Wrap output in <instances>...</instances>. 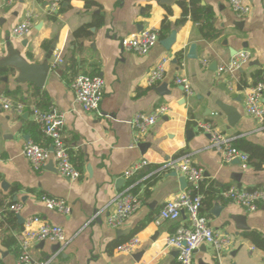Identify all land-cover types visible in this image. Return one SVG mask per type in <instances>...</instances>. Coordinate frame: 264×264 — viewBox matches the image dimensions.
Returning <instances> with one entry per match:
<instances>
[{
    "label": "crops",
    "instance_id": "crops-1",
    "mask_svg": "<svg viewBox=\"0 0 264 264\" xmlns=\"http://www.w3.org/2000/svg\"><path fill=\"white\" fill-rule=\"evenodd\" d=\"M189 1L0 0V63L8 57V48L30 63H41L55 42L47 59L50 70L41 87L18 80L17 69L0 65V93L11 104L4 108L0 103V205L20 204L19 214L25 222L31 219L29 228L50 223L64 231L61 242L41 240L32 244L29 252L35 264H179L177 250L166 247L164 239L186 224L185 215L169 221L160 219L158 212L181 189L177 177L169 172L156 175L153 170L184 157L203 169V188L214 190L211 202L205 200L202 213L214 231L231 239L220 254L210 245H200L193 252L194 264H264V249L247 236L256 231L264 237V206L246 212L219 197L220 191L230 185L264 187V168L242 167L235 159L226 162L211 146L209 136L196 126L206 121L227 135L232 144L246 140L264 148V129L243 108L246 89L264 83V0H243L250 10L241 17L232 12L226 0H194L198 9L210 11L208 20L217 33L212 39L204 37L200 22L191 18ZM26 17L32 20L29 32L12 35L11 28ZM163 21L168 25L164 37L175 31L168 50L159 41L145 55L122 48V37L147 28L159 31ZM83 25L88 26L89 34L74 38L73 32ZM192 43L195 58L187 57ZM241 49L249 51V58L233 78L228 73L217 76V65ZM57 54L60 62H55ZM163 57L168 61L162 80L148 86L150 69ZM77 74L103 78L98 111L85 112L75 102L70 82ZM177 77L188 79L191 94L175 84ZM162 83L165 90H157ZM261 101L264 105V91ZM17 104L23 108L18 110ZM159 105H167L169 111L133 144L131 119ZM222 105L239 115L231 126ZM33 107L65 112L62 136L73 164L81 171L78 179L61 175L52 158L42 171L31 168L22 153L25 142L50 148L32 118ZM188 128L193 134L187 138ZM143 158L148 165L131 178L122 176ZM129 183H134L141 204L119 228L110 227L106 216L112 209V199ZM41 195L63 199L70 212L47 208ZM14 196L16 201L12 200ZM216 205L220 209L213 213ZM25 222L19 223L16 218L12 227L4 218L0 220L2 264H16L17 238ZM132 236L140 240L132 253L116 250L119 243Z\"/></svg>",
    "mask_w": 264,
    "mask_h": 264
},
{
    "label": "built area",
    "instance_id": "built-area-1",
    "mask_svg": "<svg viewBox=\"0 0 264 264\" xmlns=\"http://www.w3.org/2000/svg\"><path fill=\"white\" fill-rule=\"evenodd\" d=\"M13 1L6 0L7 3H12ZM226 2L232 12L238 17L246 15L250 10L243 0H226ZM54 6L55 3H52L51 7L54 8ZM31 27L32 20L30 17H26L22 22L11 28V34L23 36L29 32ZM159 39V31L157 29L147 28L122 37L120 43L126 51L145 55L158 43ZM248 58V50L241 49L237 51L231 58L217 65V76L220 77L228 73L233 78L241 64L247 61ZM60 61L61 58L57 54L55 62ZM167 61L168 59L163 57L150 69L146 78L148 86L156 85L162 80ZM175 84L185 90L186 94H191L192 90L187 78L177 77ZM228 86L232 88L231 81L228 82ZM70 87L74 93L75 102L83 111H98L104 88V80L100 75L77 74L72 78ZM263 91L264 83H257L246 89L243 98L245 113L254 118L262 129H264V105L261 101ZM0 103L4 108H9L11 105L9 99L3 93H0ZM17 108L21 110L23 105L17 104ZM168 111L169 107L167 105H159L150 113H136L130 121L134 133L133 144L136 143L140 135L148 131ZM31 113L42 135L48 140L50 147L41 146L33 141L25 142L22 153L29 161L31 168L38 172L42 171L45 162L52 158L57 171L61 175L71 180L78 179L81 176V171L73 164L69 149L62 136L65 112L54 107L48 109L33 107ZM196 126L209 136L211 146L222 154L226 162L238 159L242 167L247 166V154L235 147L227 135L217 131L211 123L206 121L197 122ZM148 164L149 161L143 158L128 167L122 176L131 178ZM171 171L183 176L187 182L191 183V186L181 190L171 199L166 200L158 212V217L162 220L178 221L182 215H185L186 218V224L181 225L174 233L167 236L164 239V245L177 250L179 264H194L193 252L202 244L210 245L216 253L220 254L224 248L229 246L231 239L226 234L214 231L209 225L207 217L202 213V209L206 205L204 195L199 192V187L204 180L203 169L194 166L189 157H184L180 160L172 159L158 165L153 170V173L160 175ZM134 188V183H129L114 195L112 209L106 216L107 225L119 228L126 218L140 206L141 198ZM219 197L224 201L240 205L246 212H252L260 206H264V187L245 188L230 185L220 191ZM40 200L49 209H54L63 214L70 212V207L61 198L41 195ZM20 210L21 206L18 203L0 205V220L8 213L19 214ZM30 220L28 219L26 222L24 220V228L17 238L18 255L16 264H35L29 252L33 243L41 240L53 242L64 240V231L61 226L43 223L38 228L33 229L29 228ZM139 243V238L132 236L119 243L116 246V250L132 253Z\"/></svg>",
    "mask_w": 264,
    "mask_h": 264
},
{
    "label": "water",
    "instance_id": "water-1",
    "mask_svg": "<svg viewBox=\"0 0 264 264\" xmlns=\"http://www.w3.org/2000/svg\"><path fill=\"white\" fill-rule=\"evenodd\" d=\"M175 39V31L172 30L166 37L162 38L159 40V43L165 48V49H169L172 45V43L174 42ZM55 48V42L52 43L50 49L48 50L47 54H46V59L45 61L41 62V63H30L28 61H26L23 57H21L19 55V52L16 50H13L11 48H8V57L5 58L0 65L1 66H11L15 69L18 70V80L20 81H31L33 82L35 85H37L38 87H41L44 82L45 79L47 77V74L50 70V64L48 63V58H50L52 51ZM187 57H192L195 58L196 57V53H195V43H192L190 45V49H189V53L187 54ZM166 88V84L162 83L161 85H159L157 87V90L161 91V90H165ZM222 111L225 113L226 116H228V122L229 125L231 126L233 124V121L235 119H237V117L239 116L236 111L231 108V107H227V105H222L221 106ZM185 134L187 136V138L193 134L191 129H186ZM234 162L236 163H240L238 159H235ZM89 170V166L87 167ZM170 176H175L178 179V183H179V188L181 190L186 189L187 187L191 186V183L187 182L186 179L183 176L177 175V173L175 171H171L169 173H167ZM121 179V178H120ZM1 186L3 188H5V183L2 182ZM12 200L16 201L17 197L14 196L12 198ZM220 209L219 205H216L213 213H217V211ZM15 217L17 218L19 223H23L24 222V218L20 215V214H15ZM239 219H241L242 217H238ZM245 228V226L243 227ZM157 236V233H155ZM156 238V237H155ZM155 238H153V240H155Z\"/></svg>",
    "mask_w": 264,
    "mask_h": 264
},
{
    "label": "trees",
    "instance_id": "trees-1",
    "mask_svg": "<svg viewBox=\"0 0 264 264\" xmlns=\"http://www.w3.org/2000/svg\"><path fill=\"white\" fill-rule=\"evenodd\" d=\"M189 3H190L189 14L191 18L200 22V30L203 36L209 39H212L215 36H217V33L212 28L208 20V18L210 17V11L206 9L201 10L200 8L198 9L195 5L194 0H190ZM183 7L185 8L184 13L187 14L186 5L183 4ZM204 18H206L205 21H204ZM87 27H88L87 25H83L77 28L73 32V37L80 38V37L87 36L89 34ZM167 30H168V25L165 21H163L159 29V37L160 38L164 37ZM233 145L247 154V165H252L255 169L264 168V148L263 147L253 144L251 142H248L246 140H236L233 142ZM209 188L204 189L203 184L200 185L199 187V192L205 195L204 196L205 200L208 203L211 202V199H212L211 197L214 192V190H211ZM4 220L10 226L12 227L15 226L14 224L16 222V217L13 213L6 214L4 216ZM141 225H139V227ZM247 236H249L257 246L264 249V237L260 233L256 231H250L247 233ZM10 241L15 242L14 239H10ZM0 264L2 263L0 262Z\"/></svg>",
    "mask_w": 264,
    "mask_h": 264
}]
</instances>
